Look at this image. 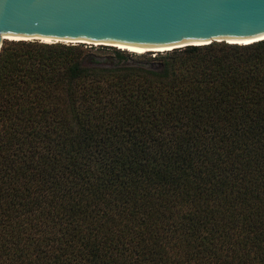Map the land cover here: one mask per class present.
Masks as SVG:
<instances>
[{"label":"trees","instance_id":"1","mask_svg":"<svg viewBox=\"0 0 264 264\" xmlns=\"http://www.w3.org/2000/svg\"><path fill=\"white\" fill-rule=\"evenodd\" d=\"M83 44L1 48L0 264H264V40Z\"/></svg>","mask_w":264,"mask_h":264},{"label":"water","instance_id":"2","mask_svg":"<svg viewBox=\"0 0 264 264\" xmlns=\"http://www.w3.org/2000/svg\"><path fill=\"white\" fill-rule=\"evenodd\" d=\"M4 36L174 49L264 40V0H0V51Z\"/></svg>","mask_w":264,"mask_h":264},{"label":"rangeland","instance_id":"3","mask_svg":"<svg viewBox=\"0 0 264 264\" xmlns=\"http://www.w3.org/2000/svg\"><path fill=\"white\" fill-rule=\"evenodd\" d=\"M5 43L6 41L4 42V44ZM67 44L79 45L81 43H67ZM83 45H85L84 47L88 50V53L91 56H96V58L101 61H111V59L109 58H112L114 59L115 62H118L120 59H122L123 61H127L128 63H131V64H137V63L139 64L143 61L152 60V62H154L157 65L161 63V61L164 59L163 57L168 53V52H160V53L159 52L158 53L146 52L144 54H134V53H130V52L122 51V50H121V53H119L117 52L119 49L117 47L113 48L110 46H103L99 44L95 45L91 43H87V44L85 43Z\"/></svg>","mask_w":264,"mask_h":264},{"label":"bare ground","instance_id":"4","mask_svg":"<svg viewBox=\"0 0 264 264\" xmlns=\"http://www.w3.org/2000/svg\"><path fill=\"white\" fill-rule=\"evenodd\" d=\"M4 42L7 40H13V41H21V39H27V41H32V39L30 38H26V37H12V36H4ZM40 41H42L43 43H57V42H65V43H81V41H71V40H60V39H50V38H38ZM261 38L259 39H249V40H243V41H230L229 39L227 40H218V41H225L228 43H232V44H250V43H254L257 41H260ZM102 42H94L93 44L98 45ZM104 44L107 45H112L115 46L117 48H119L120 50H124L130 53H134V54H144L146 52H154V53H160V52H168L173 50L175 47L173 46H163V47H156V48H145V47H138V46H129V45H122V44H114V43H107L104 42ZM206 42H199V43H190V44H183L179 47H186L189 45H205Z\"/></svg>","mask_w":264,"mask_h":264}]
</instances>
